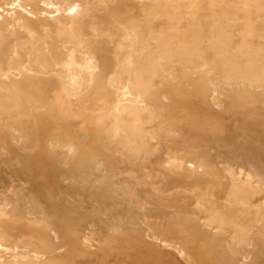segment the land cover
I'll list each match as a JSON object with an SVG mask.
<instances>
[{
	"label": "rangeland",
	"instance_id": "1",
	"mask_svg": "<svg viewBox=\"0 0 264 264\" xmlns=\"http://www.w3.org/2000/svg\"><path fill=\"white\" fill-rule=\"evenodd\" d=\"M262 167L264 0H0V264H264Z\"/></svg>",
	"mask_w": 264,
	"mask_h": 264
},
{
	"label": "bare ground",
	"instance_id": "2",
	"mask_svg": "<svg viewBox=\"0 0 264 264\" xmlns=\"http://www.w3.org/2000/svg\"><path fill=\"white\" fill-rule=\"evenodd\" d=\"M66 3V2H65ZM44 6V5H43ZM11 7V6H10ZM5 9V8H4ZM12 9V8H11ZM44 9H45V6H44ZM25 11V10H24ZM41 11V10H40ZM43 11V10H42ZM40 15V14H39ZM50 15V14H49ZM34 17V16H33ZM77 35V34H76ZM75 36V35H74ZM81 39V38H80ZM34 43V42H33ZM16 45V44H15ZM38 45V44H37ZM39 47V46H38ZM22 48V47H21ZM35 50H36V48H35ZM40 50V49H39ZM42 51V50H41ZM68 51V50H67ZM33 52V51H32ZM31 52V53H32ZM36 53V52H35ZM31 55V54H30ZM29 56V55H28ZM34 56V55H33ZM38 57V56H37ZM40 59V58H39ZM75 59V58H74ZM34 60V59H33ZM40 64V63H39ZM68 65V64H67ZM86 65V64H85ZM64 69H66V68H64ZM76 69V68H75ZM75 71H77V70H75ZM71 72V71H70ZM68 74V73H67ZM73 73H71V75H72ZM79 74V73H78ZM70 75V76H71ZM62 76V75H61ZM73 76H77V75H73ZM67 78V77H66ZM68 78H69V76H68ZM84 78V77H83ZM70 79V78H69ZM91 79V78H90ZM72 80V79H71ZM80 80V79H79ZM81 81V80H80ZM175 81H176V79H175ZM67 82V81H66ZM84 82V81H83ZM235 85V87L237 88V90L238 89H241V86L242 87H244L243 88V90L245 91V84H240V83H238V84H234ZM140 95V94H139ZM243 95H245V93L243 94ZM145 96V95H144ZM239 96V95H238ZM246 96V95H245ZM124 97V96H123ZM161 97H163V94H161ZM243 97V96H242ZM125 99V98H124ZM28 101V100H27ZM129 101V100H128ZM136 101H137V99H136ZM145 104H147L148 106H150V107H153V109L155 108L156 109V106H153L151 103H149L148 101H146V100H144L143 101ZM147 106V107H148ZM157 111V110H156ZM28 112H30V114L31 113H33L34 112V110L31 108ZM158 113V112H157ZM16 114V113H15ZM23 114V113H22ZM152 115H154V113L152 114ZM16 116H17V114H16ZM157 116V115H156ZM160 116H162V115H160ZM161 118H163V116L161 117ZM230 128V127H229ZM15 131V130H14ZM20 132V131H19ZM175 132H176V135H181V130L180 129H176L175 130ZM36 133V132H35ZM247 134V133H246ZM171 135V134H170ZM169 136V135H168ZM172 136V135H171ZM233 136V135H232ZM247 137L249 136V135H246ZM170 137V136H169ZM168 137V138H169ZM250 137V136H249ZM38 138V137H37ZM231 138V137H230ZM15 139V138H14ZM227 139H228V137H227ZM251 140H253V139H251ZM16 141V140H15ZM254 141V140H253ZM257 142H258V140H256ZM263 141V140H262ZM48 143H47V149H48V151H49V153H50V156L52 157V158H54L55 159V155H54V151L52 150L53 149V147H54V142H52V141H47ZM254 143V142H253ZM257 144V143H256ZM23 147V146H22ZM253 147V146H252ZM250 149V148H249ZM29 153V152H28ZM256 153V152H255ZM258 153V152H257ZM255 154V155H258V154ZM9 156V155H8ZM257 157V156H256ZM40 158V157H39ZM258 158V157H257ZM200 159H202V160H206L207 159V156L205 155V154H202L201 156H200ZM28 160H30V159H27V161ZM32 161V160H31ZM252 162H253V160H251ZM260 161V160H259ZM60 164L61 163H59V166H60ZM23 165V164H22ZM62 167V169H60V171H58V178H57V180L59 179V180H61V181H65L66 180V178H65V173H66V164L65 165H61ZM123 167V166H122ZM259 167H261V166H259ZM264 167H262V169H263ZM252 169V168H251ZM254 170V169H253ZM263 172V171H262ZM256 177H257V175H256ZM86 178V177H85ZM35 183V182H34ZM3 189V188H2ZM26 189V188H25ZM260 189V188H259ZM54 190H55V192H59L58 191V186H55L54 187ZM257 191H258V189H256ZM32 191V190H31ZM60 193V192H59ZM246 194H248V193H246ZM259 194V193H258ZM5 203V202H4ZM62 203V202H61ZM196 203V202H195ZM59 204H60V201H59V199L58 200H56L55 202H53V209L55 208V209H57L58 207H59ZM52 205V204H51ZM17 206V205H16ZM80 207V206H79ZM226 211V210H225ZM25 214H28V212H25ZM176 215V214H175ZM42 217V216H41ZM177 220H182V221H184V222H192L193 220V217H191V216H189V215H176V216H174ZM145 218V217H144ZM146 221V220H145ZM133 222H134V220H133ZM93 224V223H92ZM109 225H111V228L112 229H115L116 228V225L115 224H113V223H111V224H109ZM163 226V225H162ZM30 229V228H29ZM149 233H151V232H149ZM154 234V233H153ZM157 237V236H156ZM153 238V237H152ZM160 238V237H159ZM153 239H155V238H153ZM48 241V240H47ZM158 241V239L156 240V242ZM164 245V244H163ZM147 248V247H146ZM145 248V249H146ZM149 248V247H148ZM151 248V247H150ZM149 248V249H150ZM163 248H164V246H163ZM159 249V248H158ZM156 250V249H155ZM154 250V251H155ZM163 250V249H162ZM164 251V250H163ZM190 251L191 250H189V249H185V248H182L181 247V249H179L178 250V253H179V255L181 256V257H183L184 259H185V261L187 262V257L184 255V254H187V255H189V256H192V255H194L193 253L191 254L190 253ZM156 252H158L157 250H156ZM155 252V253H156ZM141 253L142 252H140V254L139 255H141ZM149 253V252H148ZM160 253H161V251H160ZM147 255V254H146ZM160 255V254H159ZM158 255V256H159ZM142 256V255H141ZM152 256V255H151ZM154 256H156V254H154ZM156 257V258H159V257ZM161 256V255H160ZM195 256V255H194ZM194 256H192V257H194ZM146 257V256H145ZM145 257H144V259H145ZM139 258V257H138ZM137 258V259H138ZM150 258V257H149ZM161 258V257H160ZM164 260H166V259H164ZM163 260V261H164ZM126 261H128V260H126ZM132 261H133V259H132ZM167 262H168V264H169V260L167 259L166 260ZM135 262H137V261H133L131 264H136ZM159 262V261H158ZM167 262H166V264H167ZM139 263V262H138ZM143 263H144V261H143ZM147 262L145 261V264H146ZM160 263V262H159ZM170 263H171V261H170ZM150 264V263H149ZM161 264V263H160ZM163 264V263H162ZM164 264H165V261H164ZM242 264H245V262H243Z\"/></svg>",
	"mask_w": 264,
	"mask_h": 264
}]
</instances>
